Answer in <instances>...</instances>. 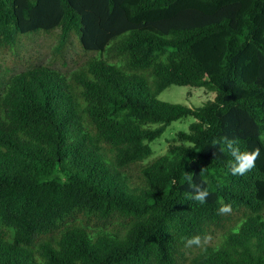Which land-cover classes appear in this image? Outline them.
I'll return each instance as SVG.
<instances>
[{"label":"trees","instance_id":"16d2710c","mask_svg":"<svg viewBox=\"0 0 264 264\" xmlns=\"http://www.w3.org/2000/svg\"><path fill=\"white\" fill-rule=\"evenodd\" d=\"M55 30L90 57L0 63V264H264V0H0L1 51ZM172 85L214 98L160 101ZM228 143L255 167L232 175Z\"/></svg>","mask_w":264,"mask_h":264},{"label":"rangeland","instance_id":"374dc122","mask_svg":"<svg viewBox=\"0 0 264 264\" xmlns=\"http://www.w3.org/2000/svg\"><path fill=\"white\" fill-rule=\"evenodd\" d=\"M58 44V30L51 33H29L19 35L14 48L7 51L0 50V63L8 70V76L25 70L34 65H48L62 72H69L77 68L83 61L90 57L85 55L74 37L69 39L67 46L62 50V55H55ZM6 76V77H8ZM214 98V94L202 88L193 86H169L158 95L163 102L179 103L194 108L203 105ZM194 122L192 117H186L172 122L163 135L150 144L152 155L149 160L166 152L170 145L178 144L177 133L187 132L188 127ZM185 144V143H184Z\"/></svg>","mask_w":264,"mask_h":264},{"label":"clouds","instance_id":"9594fccd","mask_svg":"<svg viewBox=\"0 0 264 264\" xmlns=\"http://www.w3.org/2000/svg\"><path fill=\"white\" fill-rule=\"evenodd\" d=\"M227 148L234 157V161L231 164L232 175H244L255 167L256 160L260 155L259 148L252 151H241L239 147H234L232 143H228ZM191 179V177H188L189 181H191ZM209 195L210 193L207 188H202L201 186L197 185L193 198L200 203H204L206 201V197ZM220 211L228 212L230 211V206L225 205L220 209ZM193 244H199L198 237L188 239L186 242V246H191Z\"/></svg>","mask_w":264,"mask_h":264}]
</instances>
